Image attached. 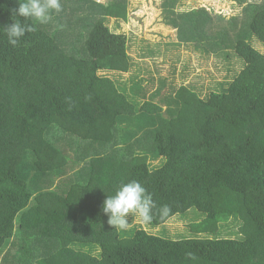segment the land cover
Here are the masks:
<instances>
[{
  "label": "trees",
  "instance_id": "16d2710c",
  "mask_svg": "<svg viewBox=\"0 0 264 264\" xmlns=\"http://www.w3.org/2000/svg\"><path fill=\"white\" fill-rule=\"evenodd\" d=\"M232 1L246 5L226 16L162 0V22L177 35L165 54L193 46L241 67L213 87L195 73L148 92L138 75L124 90L104 73L132 65L126 34L106 23L127 21V0H88L69 46L34 21L11 45L3 29L18 3L0 0L1 264H264V52L255 47L264 48V0ZM131 180L171 212L117 230L103 201ZM190 208L204 215L199 237L143 227ZM239 221L236 237H217L220 222Z\"/></svg>",
  "mask_w": 264,
  "mask_h": 264
},
{
  "label": "rangeland",
  "instance_id": "374dc122",
  "mask_svg": "<svg viewBox=\"0 0 264 264\" xmlns=\"http://www.w3.org/2000/svg\"><path fill=\"white\" fill-rule=\"evenodd\" d=\"M95 1L102 3L111 0ZM127 1L129 11L127 21L108 18L106 23L111 30L126 34L127 52L132 60V65L128 72H104L105 75L115 79L118 86L123 87L124 90H128L131 79L138 75L144 79L143 84L147 85L148 92L153 90V92L158 90L171 92L172 88H175L183 81H187L195 73H200L206 78L205 83L207 82L208 88L216 85L218 81L226 80L233 75L234 71L240 69V61L233 55L228 61L218 60L212 56L206 58L200 51L195 50L193 46H181L179 49H172L165 54V44L170 41H176L177 35L176 29L166 26L162 22V0ZM61 4L62 11L59 13L54 12L53 19L49 23L42 25L54 30L57 38L69 46L73 44V36L81 28V18L85 19V17L91 15V13L85 14L82 12L87 11L91 4L88 3V0L83 1L81 5H78L75 0H61ZM245 5H239L232 0H184L182 7L185 9L206 7L216 13L233 16L241 13ZM255 44L256 48L258 47L260 51L264 52L263 46L258 43ZM227 67H231L234 71H228ZM129 98L136 105L140 100L134 95H129ZM154 99L156 100V98ZM169 101L172 100H166V102L162 103L163 108L170 106L168 104ZM79 145L83 149L90 146V144L86 143H79ZM155 161L156 159H154L153 163ZM129 219L133 220V222H129V226H136L135 223L140 221L138 217L131 215H129ZM203 219L204 215L202 213L196 208H190L185 213L176 214L163 224L143 227L148 232L167 239H187L199 237L196 226ZM220 223L217 229V237L230 238L238 235L241 227L240 221L235 227L233 225L231 227L227 225L221 226ZM208 237H213V235Z\"/></svg>",
  "mask_w": 264,
  "mask_h": 264
},
{
  "label": "clouds",
  "instance_id": "9594fccd",
  "mask_svg": "<svg viewBox=\"0 0 264 264\" xmlns=\"http://www.w3.org/2000/svg\"><path fill=\"white\" fill-rule=\"evenodd\" d=\"M18 7L13 10V22L3 29L8 43L15 46L25 33L36 31L38 24H47L53 19V13L62 11L61 0H17ZM18 17H23L24 22ZM154 210L161 218H166L171 208L162 205L157 208L152 195L136 180L122 183L113 195H107L103 201L102 212L108 217V224L117 230L129 228V215L138 217L141 223L153 220Z\"/></svg>",
  "mask_w": 264,
  "mask_h": 264
},
{
  "label": "built area",
  "instance_id": "2783aa9c",
  "mask_svg": "<svg viewBox=\"0 0 264 264\" xmlns=\"http://www.w3.org/2000/svg\"><path fill=\"white\" fill-rule=\"evenodd\" d=\"M98 1H100V0H98Z\"/></svg>",
  "mask_w": 264,
  "mask_h": 264
}]
</instances>
